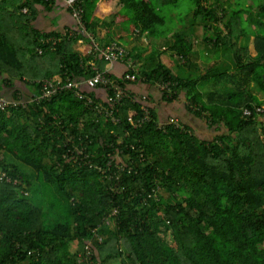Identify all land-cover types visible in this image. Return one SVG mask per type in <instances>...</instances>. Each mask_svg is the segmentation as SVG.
<instances>
[{"label": "trees", "instance_id": "trees-1", "mask_svg": "<svg viewBox=\"0 0 264 264\" xmlns=\"http://www.w3.org/2000/svg\"><path fill=\"white\" fill-rule=\"evenodd\" d=\"M188 1L0 0V264H264V0ZM58 3L73 25H34ZM182 95L215 135L168 123Z\"/></svg>", "mask_w": 264, "mask_h": 264}, {"label": "built area", "instance_id": "built-area-1", "mask_svg": "<svg viewBox=\"0 0 264 264\" xmlns=\"http://www.w3.org/2000/svg\"><path fill=\"white\" fill-rule=\"evenodd\" d=\"M75 1L77 0H68V2L72 5ZM24 11H26V9H24ZM74 15L75 17L77 18L78 22L80 23L81 22V17H82V10L81 9H75L74 10ZM116 50V51H115ZM103 52H106V57L107 58H120V55L123 54V53H126V49L124 47H121V46H117L115 47V45L113 46H108L107 49L103 48L102 50ZM100 75V74H99ZM101 76V75H100ZM99 78V76H98ZM126 79H134L133 75L131 74H128L126 75ZM48 83V90H46L45 92V96H47V98H52L54 97L55 95H57L58 93L62 92L66 87H71V86H78L79 84H73V83H68L67 85H58V84H55L52 80H48L47 81ZM91 83L93 84V81H91ZM115 93L116 96H110L107 100V104L109 102H113V101H120L124 95H127V93L121 89L120 86H117L114 88V92L113 94ZM78 94V93H77ZM93 99H90L88 102H92ZM103 106H105V104L103 103H98V105L96 106V111L99 113L101 111V109L103 108ZM257 111L258 112H261L263 113L264 112V109L262 107H257ZM245 115H250L252 113V111L249 109V108H246L245 111H244ZM146 118L149 119L150 121V115H149V112L146 111ZM109 120V119H108ZM113 121L115 122H118V119L116 117L112 118ZM142 121V119H140ZM169 124L172 125L174 128H176L178 131H180L181 133L183 132H189L191 133L190 129L187 128L188 125H185L184 124V121L178 119V118H173L171 117L169 120H168ZM164 124V123H163ZM162 125V124H161ZM193 133V132H192ZM72 140V139H70ZM74 141V140H72ZM75 142V141H74ZM77 148L75 149H71L67 152L64 153V157H68V158H76V159H80L78 158V154L76 153L77 151L80 153H83L84 151V148L85 146H77ZM112 158H114V156L112 155L111 157V160L108 162V166L109 168L112 166L111 163H112ZM117 166V171H115L114 173H111L110 175V178H112L113 176L116 177V179H121V177H123V174L125 171H127L128 174H130L132 172V168H128L127 166L125 165H116ZM108 168V169H109ZM87 248H89V246H87Z\"/></svg>", "mask_w": 264, "mask_h": 264}, {"label": "rangeland", "instance_id": "rangeland-1", "mask_svg": "<svg viewBox=\"0 0 264 264\" xmlns=\"http://www.w3.org/2000/svg\"><path fill=\"white\" fill-rule=\"evenodd\" d=\"M233 1L235 2L236 0H233ZM241 2H242L243 4L245 3L244 5H246V6H250V9H251V11H252L253 13L256 14L257 12H259V7H258V4L255 2V0H241ZM179 4L182 5V7H177V8L172 7V8L169 9V10H170V13H169L170 15H171L172 13H177V14H178V11L180 10V8L185 9V10H188V9H189V6H190V1H188V0H183V1H181V0H180ZM244 5H243V6H244ZM241 6H242V5H241ZM243 6H242V7H243ZM112 8L115 9V10L118 9V6H117V4H116L115 2L113 3V7H112ZM172 10H173V11H172ZM177 14H175V18L180 20V18L177 17ZM169 19H170V17H169ZM180 21H181V20H180ZM182 22H183V21H182ZM219 24L221 25L222 23H219ZM246 24H248V23H246ZM179 26L181 27V22H179ZM177 29H178V28H177ZM243 41H244V43H245L246 45H248L249 49H250L251 51H253V53L256 52L255 49H254V45H253V43H252V39H251V43H250V40L247 41V39H245V37L243 38ZM141 42H142L143 44H145V45H147V43H148L147 41H144L143 39L141 40ZM242 44H243V43H242ZM125 49H126L127 51H129V46H126ZM176 70L183 74V70H178V68H177ZM251 87H254V83L251 84ZM200 90L203 91V92H206V91L208 90V85L206 84V85H204V86H203V85L200 86ZM179 99H180V102H175V103H177V104L180 105V107H181L182 110H183V115H182L181 118L178 117V119L184 121V124H185V125H189V126H191V127H192V130H193V134H195V132L197 133V131H198V132H201L202 134H204L205 136H203L202 138H208V137H211L212 135H215V134H213V133H214V132H215V133L217 132V130H218L217 125L209 126L208 123H205L204 121H202L201 118H195V117H194V114H193V113H190V112L187 110V107H186L191 101H190L189 99L185 98L184 95H182ZM173 108H176V109H177L178 107H177V105H173ZM179 111H180V110H179ZM188 115H189V116H188ZM190 116H191V118L196 119V120H200L199 122H202V123H204L205 125H207V127L205 128V132H203V131L200 129L199 122H196V121L190 120V118H189ZM160 119L162 120V119H163V116L160 117ZM171 145H172V144H171ZM19 165H20V166L22 165L23 169H25V170H31L30 166L25 165V164H24L23 162H21V161H19ZM36 201H39V202H37L38 204H40V205L46 207V203H47V202H44L45 200H44V198H42V196H40V193L38 194V197L36 198ZM40 205H39V206H40ZM105 224L112 226V224H111V222H110L109 220H106V221H105ZM95 230L97 231V229H95ZM100 240H101V239H100ZM71 248H72V252L77 251V249H78V241H77V240H75V241L72 242V244H71ZM109 264H120V260H119V258L113 259V260H111V262H109Z\"/></svg>", "mask_w": 264, "mask_h": 264}, {"label": "crops", "instance_id": "crops-1", "mask_svg": "<svg viewBox=\"0 0 264 264\" xmlns=\"http://www.w3.org/2000/svg\"><path fill=\"white\" fill-rule=\"evenodd\" d=\"M33 23H34L35 26H37L38 28H40L42 30H47V29H50V28H53V27L58 28V29H62L66 25H69V24L73 25V23H75V20H73V18H71V15L68 12V10L65 8L64 3H62V4L58 3L57 5H55L53 7L52 10L40 11L39 17ZM125 34H126V32H125ZM142 39L144 41H148V39L144 35H143ZM80 44H81L80 42L76 43L75 44V49H81L80 48V46H81ZM140 44H143V43L140 42ZM129 49H131V46H129ZM117 70H118V68H117ZM119 70H118L119 72H123L124 71L123 69H119ZM30 89L33 91V88H30ZM165 113L167 115L168 111L165 112ZM161 115L163 117L165 116L163 114H161ZM194 117L198 118L195 115H194ZM189 118H190V120H193V121H196V122L200 121V120H196V119L191 118V116ZM199 125H200V129L203 132H205V128L207 127V125H205L202 122H199ZM198 133H201V132H198Z\"/></svg>", "mask_w": 264, "mask_h": 264}, {"label": "clouds", "instance_id": "clouds-1", "mask_svg": "<svg viewBox=\"0 0 264 264\" xmlns=\"http://www.w3.org/2000/svg\"><path fill=\"white\" fill-rule=\"evenodd\" d=\"M246 109V108H245ZM244 115H245V113H244ZM251 115V114H250ZM247 116H249V115H247Z\"/></svg>", "mask_w": 264, "mask_h": 264}, {"label": "bare ground", "instance_id": "bare-ground-1", "mask_svg": "<svg viewBox=\"0 0 264 264\" xmlns=\"http://www.w3.org/2000/svg\"><path fill=\"white\" fill-rule=\"evenodd\" d=\"M78 149V148H77ZM84 150H85V148H84ZM84 152V151H83Z\"/></svg>", "mask_w": 264, "mask_h": 264}]
</instances>
